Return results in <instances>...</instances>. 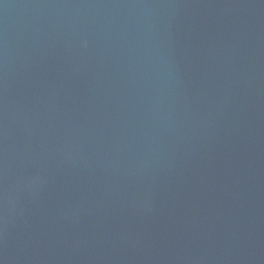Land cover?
Listing matches in <instances>:
<instances>
[{"label":"water","instance_id":"water-1","mask_svg":"<svg viewBox=\"0 0 264 264\" xmlns=\"http://www.w3.org/2000/svg\"><path fill=\"white\" fill-rule=\"evenodd\" d=\"M0 264H264V0H0Z\"/></svg>","mask_w":264,"mask_h":264}]
</instances>
